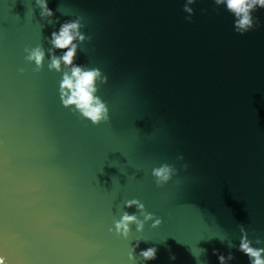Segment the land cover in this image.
Returning <instances> with one entry per match:
<instances>
[{
    "label": "water",
    "instance_id": "1",
    "mask_svg": "<svg viewBox=\"0 0 264 264\" xmlns=\"http://www.w3.org/2000/svg\"><path fill=\"white\" fill-rule=\"evenodd\" d=\"M0 0V258L4 264H249L238 225L264 240V10L236 34L212 0ZM203 10V11H202ZM82 17L74 62L107 76L109 121L93 126L61 106L48 38ZM39 71L25 61L36 46ZM182 155L183 161L176 157ZM177 175L159 188L153 167ZM187 164V170H182ZM137 199L161 220L124 239L109 231ZM229 242L233 247L229 248ZM155 247L156 259L140 251ZM205 251L202 253V250ZM175 256V260L169 259ZM195 256V257H194Z\"/></svg>",
    "mask_w": 264,
    "mask_h": 264
},
{
    "label": "clouds",
    "instance_id": "2",
    "mask_svg": "<svg viewBox=\"0 0 264 264\" xmlns=\"http://www.w3.org/2000/svg\"><path fill=\"white\" fill-rule=\"evenodd\" d=\"M198 0H185L182 11L186 13L185 20L191 22L193 9L191 5L197 3ZM216 8H223L233 17V30L236 34L244 35L245 33L261 27L259 21L253 16L255 11L264 10V0H212ZM35 7L40 10V18L47 20L50 25L59 23L58 19H53V12L48 8V0H34ZM64 2L61 0L57 11L63 15L67 13L61 11ZM203 11V10H202ZM84 27L82 17L76 15L74 18L66 20L59 24V28L51 32L48 38L49 47L47 48V68L60 74L58 93L61 106L71 110L82 120L88 121L91 125L97 126L101 123L109 121V110L106 103L97 94L101 86L107 83V76L104 75L97 67H86L74 62L77 50L85 51L81 45L90 43L91 36L82 34L81 29ZM25 61L35 66V70L39 71L43 66L46 52L42 46L25 48ZM184 157L178 155L177 162L183 161ZM182 170H187L188 165L182 164ZM177 175V169L168 163H161L159 167H153L151 176L157 188L168 184L174 176ZM134 208L135 212L129 214L124 211L118 220L113 221L110 232L114 230L119 237L127 239L131 228L135 226L136 233H141L145 224L151 222L152 228H157L161 224V220L154 217L152 213L145 210V206L137 199L126 201L124 209ZM240 232L239 244L237 251L248 258L249 264H264V247H253V242L248 239L245 228L238 225ZM141 239H136V244L130 247L128 252V261L130 264H136V257L133 255L135 248L138 247ZM256 245L264 244V240L257 238ZM228 247H233L229 242ZM202 253L205 251L201 249ZM157 249L155 247L146 248L139 253V259L144 262L156 259ZM217 255L218 264H230L233 256L229 253L227 256L223 254ZM195 257V256H194ZM170 260L174 261L175 256H170ZM197 264L203 262L196 257ZM0 262L4 264L2 258Z\"/></svg>",
    "mask_w": 264,
    "mask_h": 264
},
{
    "label": "snow or ice",
    "instance_id": "3",
    "mask_svg": "<svg viewBox=\"0 0 264 264\" xmlns=\"http://www.w3.org/2000/svg\"><path fill=\"white\" fill-rule=\"evenodd\" d=\"M0 246H2V245H0ZM0 264H2V262H0Z\"/></svg>",
    "mask_w": 264,
    "mask_h": 264
}]
</instances>
